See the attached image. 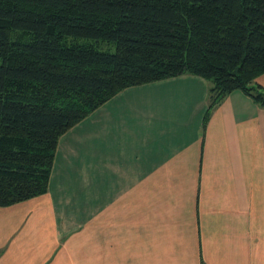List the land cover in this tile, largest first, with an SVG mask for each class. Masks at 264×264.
Listing matches in <instances>:
<instances>
[{
  "label": "crops",
  "instance_id": "0c3cea01",
  "mask_svg": "<svg viewBox=\"0 0 264 264\" xmlns=\"http://www.w3.org/2000/svg\"><path fill=\"white\" fill-rule=\"evenodd\" d=\"M208 89L129 87L65 132L47 192L0 206V264H264V106L234 90L204 127Z\"/></svg>",
  "mask_w": 264,
  "mask_h": 264
},
{
  "label": "trees",
  "instance_id": "16d2710c",
  "mask_svg": "<svg viewBox=\"0 0 264 264\" xmlns=\"http://www.w3.org/2000/svg\"><path fill=\"white\" fill-rule=\"evenodd\" d=\"M264 0H0V206L47 192L59 138L118 92L183 74L211 110L264 106Z\"/></svg>",
  "mask_w": 264,
  "mask_h": 264
}]
</instances>
